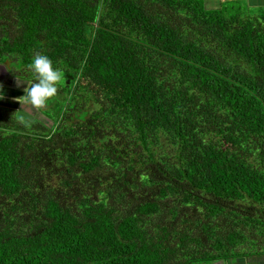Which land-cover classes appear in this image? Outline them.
<instances>
[{"label": "trees", "instance_id": "obj_1", "mask_svg": "<svg viewBox=\"0 0 264 264\" xmlns=\"http://www.w3.org/2000/svg\"><path fill=\"white\" fill-rule=\"evenodd\" d=\"M207 1L0 0V63L63 74L0 103V264L264 253V7Z\"/></svg>", "mask_w": 264, "mask_h": 264}, {"label": "clouds", "instance_id": "obj_2", "mask_svg": "<svg viewBox=\"0 0 264 264\" xmlns=\"http://www.w3.org/2000/svg\"><path fill=\"white\" fill-rule=\"evenodd\" d=\"M29 67L33 73L31 84L25 88V94L18 99L27 107L20 110L19 121L26 126L30 124L37 110L47 106L48 102L57 96L61 81L62 70L54 64L46 54H37L33 57ZM3 85H0V99L3 98Z\"/></svg>", "mask_w": 264, "mask_h": 264}, {"label": "rangeland", "instance_id": "obj_3", "mask_svg": "<svg viewBox=\"0 0 264 264\" xmlns=\"http://www.w3.org/2000/svg\"><path fill=\"white\" fill-rule=\"evenodd\" d=\"M227 0H208V7H219ZM236 4L242 7H249L251 11L256 10L259 6L264 7V0H236ZM3 64L0 63V85H3L2 91L4 92V96L0 99V103H5L7 107L12 104L15 105V110L20 115V110L26 108L27 106L22 104V102L18 99H21L25 94V88L29 84V80L27 78L17 77L16 70H7V72H3ZM6 68V67H5ZM2 106H4L2 104ZM47 108V107H46ZM44 109V108H42ZM39 109L37 112L30 117V121L33 122L35 119H41L46 121L49 119L47 115L43 113V110Z\"/></svg>", "mask_w": 264, "mask_h": 264}, {"label": "crops", "instance_id": "obj_4", "mask_svg": "<svg viewBox=\"0 0 264 264\" xmlns=\"http://www.w3.org/2000/svg\"><path fill=\"white\" fill-rule=\"evenodd\" d=\"M3 69L4 73L7 72L5 67H3ZM205 264H264V253L248 256H238L229 259H219Z\"/></svg>", "mask_w": 264, "mask_h": 264}]
</instances>
